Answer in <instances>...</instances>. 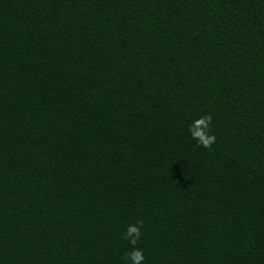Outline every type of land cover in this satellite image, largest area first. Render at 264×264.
Instances as JSON below:
<instances>
[{"label": "trees", "instance_id": "obj_1", "mask_svg": "<svg viewBox=\"0 0 264 264\" xmlns=\"http://www.w3.org/2000/svg\"><path fill=\"white\" fill-rule=\"evenodd\" d=\"M137 220L143 264H264V0H0V264Z\"/></svg>", "mask_w": 264, "mask_h": 264}, {"label": "clouds", "instance_id": "obj_2", "mask_svg": "<svg viewBox=\"0 0 264 264\" xmlns=\"http://www.w3.org/2000/svg\"><path fill=\"white\" fill-rule=\"evenodd\" d=\"M212 119L211 114L202 116L195 119L188 129L192 139L196 140L197 143L205 149H210L216 142L215 135L210 133ZM142 228L143 221L137 220L135 223L128 225L125 230L124 239L128 240L132 246V250L125 256L129 264H143L144 262L145 257L143 250L137 247L138 241L142 235Z\"/></svg>", "mask_w": 264, "mask_h": 264}]
</instances>
